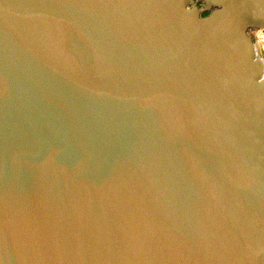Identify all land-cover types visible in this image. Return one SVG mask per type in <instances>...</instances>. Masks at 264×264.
<instances>
[{
	"label": "water",
	"instance_id": "1",
	"mask_svg": "<svg viewBox=\"0 0 264 264\" xmlns=\"http://www.w3.org/2000/svg\"><path fill=\"white\" fill-rule=\"evenodd\" d=\"M264 0H0V264H264Z\"/></svg>",
	"mask_w": 264,
	"mask_h": 264
},
{
	"label": "rangeland",
	"instance_id": "2",
	"mask_svg": "<svg viewBox=\"0 0 264 264\" xmlns=\"http://www.w3.org/2000/svg\"><path fill=\"white\" fill-rule=\"evenodd\" d=\"M256 34V33H255ZM250 36L251 38L254 40L255 44H256V49H257V53L258 55L261 57V58H264V46H263V43L261 42H256L257 40V37L254 35V32L251 33L250 32Z\"/></svg>",
	"mask_w": 264,
	"mask_h": 264
},
{
	"label": "bare ground",
	"instance_id": "3",
	"mask_svg": "<svg viewBox=\"0 0 264 264\" xmlns=\"http://www.w3.org/2000/svg\"><path fill=\"white\" fill-rule=\"evenodd\" d=\"M255 36L257 37L258 42L263 43V46H264V29H262V30H256ZM263 74H264V71H263ZM263 78H264V75H263Z\"/></svg>",
	"mask_w": 264,
	"mask_h": 264
},
{
	"label": "built area",
	"instance_id": "4",
	"mask_svg": "<svg viewBox=\"0 0 264 264\" xmlns=\"http://www.w3.org/2000/svg\"><path fill=\"white\" fill-rule=\"evenodd\" d=\"M264 29V28H263ZM254 32V35H255V33H256V30L255 31H253ZM253 32H251V33H253ZM253 40V39H252ZM254 41V40H253ZM258 41V39L256 40V42ZM254 44H255V42H254ZM255 47H256V45H255ZM256 52H257V49H256ZM258 54V53H257ZM259 56V55H258ZM260 57V56H259ZM261 58V57H260ZM262 60H263V62H264V58H261ZM264 75V74H263Z\"/></svg>",
	"mask_w": 264,
	"mask_h": 264
}]
</instances>
